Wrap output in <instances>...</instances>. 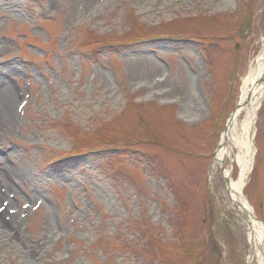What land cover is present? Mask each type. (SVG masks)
<instances>
[{
    "label": "rangeland",
    "instance_id": "obj_1",
    "mask_svg": "<svg viewBox=\"0 0 264 264\" xmlns=\"http://www.w3.org/2000/svg\"><path fill=\"white\" fill-rule=\"evenodd\" d=\"M225 1L53 0L41 17L36 4L0 0V74L19 96L16 115L26 85L34 93L23 127L0 131L17 164L0 178L30 194L7 199L24 238L0 236V264H248L246 232L223 219L222 172H207L261 52L264 0ZM254 131L244 194L264 221V104ZM43 195L57 201L62 231H44Z\"/></svg>",
    "mask_w": 264,
    "mask_h": 264
},
{
    "label": "bare ground",
    "instance_id": "obj_2",
    "mask_svg": "<svg viewBox=\"0 0 264 264\" xmlns=\"http://www.w3.org/2000/svg\"><path fill=\"white\" fill-rule=\"evenodd\" d=\"M147 1L144 0V2ZM220 1L226 2L225 0ZM260 44V56L257 62L253 61L250 63L249 69L242 79L238 101L240 105L232 113L227 122L226 130L222 132L213 164L214 175L220 168L224 169L222 174L228 180L221 202L223 219L225 217L227 219L230 218V226L232 224L234 230L244 229L246 232V239L249 245L248 264H264V224L257 221L254 216L248 214L251 205L248 199L242 196L254 163L256 154L254 127L257 114L264 100V81H261L262 75H264V35L261 37ZM154 66L158 68V71L163 68L161 64L154 63ZM6 69L7 73H14L17 67L10 65ZM185 90L187 92V87H185ZM186 92L182 93V96L185 94L182 97L185 102V113H187V110L194 103V99L190 98V95ZM18 98L19 96L6 81L5 75L0 74V131L4 128L10 129L15 119L17 124L18 116L15 114L14 108ZM10 150H13V148ZM235 166L238 167V177L236 180L233 179ZM13 173L14 171L7 164H0V175L8 177ZM9 187L11 191L15 190L13 186L9 185ZM238 202H241V205H244L246 209L241 207L235 210L234 206ZM46 207L48 209V216L45 221L44 231L48 234L57 233L53 217L51 216L53 208L48 205ZM17 209L18 205L6 200L0 194V236L3 235L4 239L14 245H19L20 241L24 238L18 224L22 218L19 216ZM244 213L247 214L246 219L241 218ZM37 249H40V247H37ZM36 253L34 249L31 251L33 255Z\"/></svg>",
    "mask_w": 264,
    "mask_h": 264
},
{
    "label": "water",
    "instance_id": "obj_3",
    "mask_svg": "<svg viewBox=\"0 0 264 264\" xmlns=\"http://www.w3.org/2000/svg\"><path fill=\"white\" fill-rule=\"evenodd\" d=\"M262 80H264V77H262ZM251 215L254 216L252 212H251ZM254 217H255V216H254ZM255 219H257V218L255 217Z\"/></svg>",
    "mask_w": 264,
    "mask_h": 264
}]
</instances>
